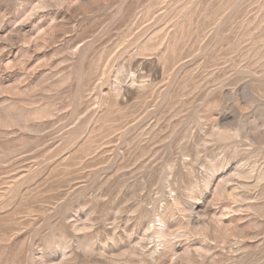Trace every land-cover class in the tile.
Listing matches in <instances>:
<instances>
[{"label":"rangeland","instance_id":"1","mask_svg":"<svg viewBox=\"0 0 264 264\" xmlns=\"http://www.w3.org/2000/svg\"><path fill=\"white\" fill-rule=\"evenodd\" d=\"M0 264H264V0H0Z\"/></svg>","mask_w":264,"mask_h":264}]
</instances>
